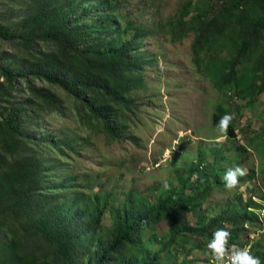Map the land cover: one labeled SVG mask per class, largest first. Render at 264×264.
Segmentation results:
<instances>
[{"label": "trees", "instance_id": "16d2710c", "mask_svg": "<svg viewBox=\"0 0 264 264\" xmlns=\"http://www.w3.org/2000/svg\"><path fill=\"white\" fill-rule=\"evenodd\" d=\"M1 1H29L31 11L14 16L12 10L0 8L1 52L6 61H13L0 65V264H162L160 253L178 240L188 255L186 242L195 240L194 246L200 247L197 240L209 242L220 228L230 233L229 247L235 244L241 249L249 243L251 255L264 264V218L256 212L259 202L249 198L241 208L232 204L208 218L196 214L214 186L224 184L216 160L207 168L203 156L189 164L188 172L177 171L176 186L160 189L151 202L130 188L124 201L111 206L113 219L107 235L94 247L82 242L81 238L97 232L109 203L95 196L91 205L77 206L71 213L54 206L58 197L50 193L43 174L36 127L41 113L64 114L66 106L57 89L71 98L78 120L98 125L109 140H131L120 117L121 111L134 112L138 107L128 93L135 87L132 73L145 65L136 56L145 30L137 28L131 38L120 41V33L130 27L121 28L114 21L111 12L116 2L108 0ZM86 3L91 4L89 8H84ZM192 4L193 0L183 3L166 22L171 39L179 41L192 33L191 52L197 67L225 97L246 99L251 105L264 91V0ZM191 10L194 14L189 16ZM222 52L227 56L222 57ZM20 88L26 95L18 98L12 92ZM216 110L221 117L228 113L222 103ZM213 121L217 125L216 117ZM234 130L233 119L227 137L235 138ZM55 138L43 143L68 148ZM256 145L264 159L263 141ZM233 148L245 150L246 146ZM261 170L264 181V167ZM255 175L254 168H249L239 184ZM160 219L168 223V236L159 250L152 254L137 249L140 237ZM256 225H261V244L255 249L247 230Z\"/></svg>", "mask_w": 264, "mask_h": 264}, {"label": "rangeland", "instance_id": "374dc122", "mask_svg": "<svg viewBox=\"0 0 264 264\" xmlns=\"http://www.w3.org/2000/svg\"><path fill=\"white\" fill-rule=\"evenodd\" d=\"M187 1L108 0L109 3L116 2L115 11L111 12L114 21H118L121 28L130 27L127 32L120 33V41L131 38L137 28L145 30L136 47V56L145 65L140 71L132 73L135 87L128 93L138 107L134 112L121 111L120 117L128 126L127 135L132 141L109 140L98 125L78 120L71 98L57 89L53 90L64 101V114L44 112L40 115L36 132L42 149L38 153L43 174L49 180L50 193L58 197L54 206L71 213L77 206L91 205L95 196L106 198L109 203L97 232L81 238L82 242L93 247L112 226L111 206L124 201L130 188L136 189L138 195L151 202L160 189L176 186L178 173L182 169L188 172L189 164L199 156L205 158L207 168L216 160L214 162L221 177L235 166H241L246 172L252 167L256 175L232 190L226 189L224 184L215 185L200 206V211L196 212L198 216L208 218L218 215L221 208L232 204L241 208L251 198L260 203L261 208L256 212L259 218H264L261 170L264 159L256 147L257 142L264 143V91L255 96L251 105L246 104V99L238 97L230 100L194 62L191 52L193 34L189 33L179 41L171 39L166 22L174 18L180 6ZM196 2L193 0L192 7ZM90 5L86 3L84 8ZM1 7L6 11L12 10L14 16H23L31 11L29 1L3 4L0 0ZM193 14L191 10L189 16ZM1 51L2 45L0 65L12 64V60H5ZM221 55L227 56L225 52ZM229 91L234 92L233 89ZM12 93L18 98L26 95L22 88ZM219 103L234 116L235 138L219 139L221 134L216 131L213 121L214 117L217 121L221 118L216 110ZM55 136L68 148L43 143L44 139L48 142L57 140ZM234 145H245L246 149L235 150ZM166 151L171 153L167 160L164 158ZM190 219L191 223L196 222L192 215ZM260 227L256 225L247 230V233H255L251 240L255 249L261 244ZM167 230V221L160 219L140 237L137 249L156 253L168 236ZM194 241L186 242L185 247L189 249L186 255L178 240L167 251L160 253L162 264H180L183 261L187 264H208L206 261L212 254L207 248L209 242L197 240L201 246L196 247ZM203 246L206 250L202 249Z\"/></svg>", "mask_w": 264, "mask_h": 264}, {"label": "clouds", "instance_id": "9594fccd", "mask_svg": "<svg viewBox=\"0 0 264 264\" xmlns=\"http://www.w3.org/2000/svg\"><path fill=\"white\" fill-rule=\"evenodd\" d=\"M161 91H164V89L161 88ZM165 118L167 119V116ZM233 119L234 116L228 113L220 118L216 125V131L221 134L219 139H227L228 128ZM170 156L171 153L166 151L164 157L165 160L169 159ZM245 175L246 170L241 166L229 168L222 177L224 187L228 190L236 188L240 183L239 178ZM229 237L230 233L223 228L217 229L213 232L212 239L207 244V248L212 253L211 264H217V261H220L221 264H260L259 258L251 255L250 247H242L240 249L235 244L229 247Z\"/></svg>", "mask_w": 264, "mask_h": 264}, {"label": "built area", "instance_id": "2783aa9c", "mask_svg": "<svg viewBox=\"0 0 264 264\" xmlns=\"http://www.w3.org/2000/svg\"><path fill=\"white\" fill-rule=\"evenodd\" d=\"M249 246H250V244H247V245H245L243 248H246V247H249ZM211 260H212V257L209 258V260L207 261L208 264H211ZM217 264H221V262H220V261H217Z\"/></svg>", "mask_w": 264, "mask_h": 264}, {"label": "crops", "instance_id": "0c3cea01", "mask_svg": "<svg viewBox=\"0 0 264 264\" xmlns=\"http://www.w3.org/2000/svg\"><path fill=\"white\" fill-rule=\"evenodd\" d=\"M254 236H255V233L251 232L249 235V240L251 241Z\"/></svg>", "mask_w": 264, "mask_h": 264}]
</instances>
